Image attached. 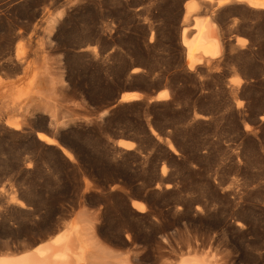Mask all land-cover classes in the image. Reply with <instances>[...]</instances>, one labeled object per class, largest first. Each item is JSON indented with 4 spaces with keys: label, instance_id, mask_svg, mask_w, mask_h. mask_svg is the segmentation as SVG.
I'll use <instances>...</instances> for the list:
<instances>
[{
    "label": "rangeland",
    "instance_id": "374dc122",
    "mask_svg": "<svg viewBox=\"0 0 264 264\" xmlns=\"http://www.w3.org/2000/svg\"><path fill=\"white\" fill-rule=\"evenodd\" d=\"M188 1L0 0V255L72 219L104 264H264V10ZM206 16L222 55L189 70Z\"/></svg>",
    "mask_w": 264,
    "mask_h": 264
},
{
    "label": "bare ground",
    "instance_id": "6f19581e",
    "mask_svg": "<svg viewBox=\"0 0 264 264\" xmlns=\"http://www.w3.org/2000/svg\"><path fill=\"white\" fill-rule=\"evenodd\" d=\"M202 1L209 5L214 2V0ZM216 2L218 7L232 3H242L250 9L264 10V0H217ZM198 7L199 5L195 0L186 2L183 22L196 14ZM192 20V25L184 27L181 32L185 61L189 70H193L198 65L204 64V62L219 58L223 49L220 31L209 16L194 17ZM190 31H193L191 35ZM168 97V91L162 90L155 98L150 100L161 101L167 100ZM140 98V95L136 92L126 93L121 95L118 103H129ZM49 114L53 116L52 112H49ZM37 138L48 145H56V141L45 134L37 133ZM117 145L126 150H131L134 146L132 142L125 140L118 141ZM168 147L173 150L170 144H168ZM64 154L66 155V153ZM132 207L140 211L144 208V205L133 202ZM73 222L72 219L67 221L63 230L57 234L54 233L48 240L39 242L30 250L19 254L0 255V264H104L107 255L102 254L104 257L98 255L100 249L98 250L93 239L87 237L89 234H85L81 225H73ZM96 253L97 256H93Z\"/></svg>",
    "mask_w": 264,
    "mask_h": 264
},
{
    "label": "water",
    "instance_id": "95a60500",
    "mask_svg": "<svg viewBox=\"0 0 264 264\" xmlns=\"http://www.w3.org/2000/svg\"><path fill=\"white\" fill-rule=\"evenodd\" d=\"M120 98H121V96H119L118 98H116L115 101L112 103V106L118 104Z\"/></svg>",
    "mask_w": 264,
    "mask_h": 264
}]
</instances>
